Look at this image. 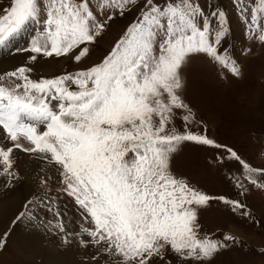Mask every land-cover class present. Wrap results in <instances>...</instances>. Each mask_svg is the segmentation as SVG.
I'll return each instance as SVG.
<instances>
[{
    "label": "snow or ice",
    "instance_id": "snow-or-ice-1",
    "mask_svg": "<svg viewBox=\"0 0 264 264\" xmlns=\"http://www.w3.org/2000/svg\"><path fill=\"white\" fill-rule=\"evenodd\" d=\"M233 2L247 37L264 44V0ZM132 9L136 19L101 62L52 78L33 79L26 64L0 75V177L5 187L18 178L16 152L54 167L59 191L79 212V230H67L53 200L38 206L53 213L49 230L63 244L91 249L88 264H214L239 241L229 233L201 237L200 211L217 200L241 217L250 213L239 199L192 186L172 164L186 144L215 149L218 165L239 166L232 177L239 195L248 185L264 189V167L211 138L184 97V69L197 57L243 78L223 44L226 11L213 0H97L95 12L90 0H9L0 10V45L28 32L27 47L17 51L29 62L79 64L108 22ZM22 218L35 217L22 212L16 221Z\"/></svg>",
    "mask_w": 264,
    "mask_h": 264
},
{
    "label": "rangeland",
    "instance_id": "rangeland-1",
    "mask_svg": "<svg viewBox=\"0 0 264 264\" xmlns=\"http://www.w3.org/2000/svg\"><path fill=\"white\" fill-rule=\"evenodd\" d=\"M8 3L9 0H0V10ZM213 3L228 14L230 33L223 44L241 66L243 78L232 79L226 70H221L204 57H197L184 69L187 81L184 97L197 118L207 124L211 138L233 148L253 166L264 167V44L247 37L246 25L234 8L233 0H213ZM96 4L97 0H90L94 12ZM137 14V9L126 11L123 16L117 14L108 22L106 30L89 45L88 56L79 64L70 60L59 64L63 58H38L29 62V53L17 51L27 47L30 38L28 32L21 33L7 45H0V75L26 64L34 69L31 73L33 79L52 78L97 64L111 51ZM50 60H54L55 65L54 61L52 65L47 63ZM225 76L228 78L225 79ZM177 126L180 127V121H177ZM0 143H6L2 135ZM217 152L186 144L174 156L173 171L211 196L239 199L247 206L249 217L234 214L217 200L200 211L201 237L207 235L219 239L224 233H229L239 241L234 246L230 245V250L218 255L214 264H264V256L260 255L264 251V189L248 185L249 191L239 195L240 190L233 186L232 180L233 175L239 176V166L231 162L226 166L218 165L214 160ZM26 160L36 162V165H26L31 163ZM14 161L18 178L5 187L7 178L0 177V204L3 206L0 205V264H43L46 251L63 260L60 264H88L91 249H83L75 242L63 244L61 234L49 230V221L56 223L53 213L38 206L41 200H53L54 206L61 211L67 230H79V212L72 198L59 191L62 185L56 169L37 157L21 152L15 153ZM25 167L34 170L44 168L42 173L34 171L30 179L34 186L27 185ZM44 180H47L46 185L42 183ZM31 188L33 190L30 191ZM15 196L17 203L13 202ZM22 212H31L35 218L16 221ZM23 240L28 244L22 243ZM18 249L23 252L22 256L17 254ZM29 253L33 256L24 257Z\"/></svg>",
    "mask_w": 264,
    "mask_h": 264
},
{
    "label": "bare ground",
    "instance_id": "bare-ground-1",
    "mask_svg": "<svg viewBox=\"0 0 264 264\" xmlns=\"http://www.w3.org/2000/svg\"><path fill=\"white\" fill-rule=\"evenodd\" d=\"M52 61H54V60H52ZM52 61L50 60V61L47 62V63H49L50 65H52ZM64 62H65V59H62V60H60V62H58V63H59V64H60V63L63 64ZM55 63H56V62L54 61V62H53V65H55ZM0 72H1V71H0ZM20 159H21V158H19V161L21 162ZM28 160H29V159H28ZM28 160H26V161H27V162H31V163H27L26 165H36V162H32V161H28ZM20 162H19V163H20ZM19 168H20V167H19ZM22 168H23V167H22ZM26 168H27V167H25L23 170H25L24 176L26 175V176L28 177V180L26 181V182H27V185H28V187L31 186V185L34 186L33 182L30 180L31 177H33V176H32L33 173H35L34 171H37L38 173H42L44 168H43V167H40L41 170H40V169H39V170H34V169H30V168H27V169H26ZM36 168H37V167H36ZM37 169H38V168H37ZM46 169H47V168H46ZM23 170H22V171H23ZM44 171H45V172H48V171H46V170H44ZM44 174H45V173H44ZM48 175H49V174L47 173V176H48ZM50 175H52V174H50ZM47 176H46V178H47ZM22 177H23V176H22ZM27 177H26V178H27ZM49 177H50V176H49ZM23 178H25V177H23ZM29 180H30V181H29ZM29 184H30V185H29ZM26 187H27V186H26ZM32 188H33V187H32ZM32 188L30 189V191L34 189V188H33V189H32ZM15 198L17 199V197H16V196L14 197V201H13L14 203L16 202V199H15ZM9 199H10V197H9ZM1 202H2V201H1ZM16 203H17V202H16ZM5 204H7V203H5ZM0 205H1V207H3L2 204H0ZM23 242H24L26 245L28 244V242H27L26 240H23L22 243H23ZM37 251H38V250H37ZM22 253H23V252H22L21 250L18 249L17 254L22 256V255H23ZM33 253H34V252H33ZM35 253H36V251H35ZM32 256H33V254H30V253L24 255V257H27V258L32 257ZM61 261H63V260L57 259V257L54 255L53 252L50 253V251H48V252L46 251V255L44 256L43 264H60Z\"/></svg>",
    "mask_w": 264,
    "mask_h": 264
}]
</instances>
